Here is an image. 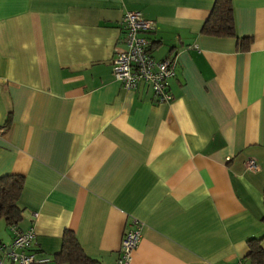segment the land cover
<instances>
[{
    "label": "crops",
    "instance_id": "obj_1",
    "mask_svg": "<svg viewBox=\"0 0 264 264\" xmlns=\"http://www.w3.org/2000/svg\"><path fill=\"white\" fill-rule=\"evenodd\" d=\"M231 2L234 34L203 30L215 0H0V175H23L17 224L48 264H71L55 255L66 230L113 263L134 219L132 264L264 248V0ZM133 9L152 55L176 58L168 102L113 73ZM12 238L0 219L4 264Z\"/></svg>",
    "mask_w": 264,
    "mask_h": 264
},
{
    "label": "built area",
    "instance_id": "obj_2",
    "mask_svg": "<svg viewBox=\"0 0 264 264\" xmlns=\"http://www.w3.org/2000/svg\"><path fill=\"white\" fill-rule=\"evenodd\" d=\"M125 45L116 49L113 60V73L122 81L125 88L136 87L140 82L148 83L157 101L168 102L172 98L169 78L175 74V57L155 58L151 53L152 40L147 35L153 29V21L142 15L141 11L127 10L122 17ZM248 164L256 167L254 159ZM37 213L34 212L33 215ZM13 238L8 251L12 264H48L50 256L38 254L33 248L35 228L31 224L21 228L17 223H10ZM141 232V222L133 220L132 225L125 229L119 255L111 264H132V251L138 244ZM6 251V246L2 249ZM0 264L3 258L0 256Z\"/></svg>",
    "mask_w": 264,
    "mask_h": 264
},
{
    "label": "trees",
    "instance_id": "obj_3",
    "mask_svg": "<svg viewBox=\"0 0 264 264\" xmlns=\"http://www.w3.org/2000/svg\"><path fill=\"white\" fill-rule=\"evenodd\" d=\"M231 0H215V4L203 24V30L216 34H234V17ZM245 39V38H244ZM24 185V177L18 173L0 175V219L8 224L17 223L22 216V207L18 203ZM262 235L247 239L248 251L245 256L248 264H264ZM60 260L71 264H100L99 261L82 249L75 234L66 230L61 249L55 253Z\"/></svg>",
    "mask_w": 264,
    "mask_h": 264
}]
</instances>
